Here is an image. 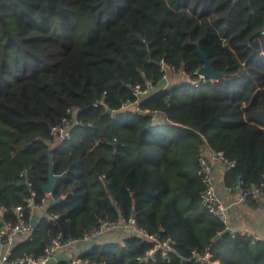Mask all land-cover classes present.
Segmentation results:
<instances>
[{
	"label": "trees",
	"instance_id": "obj_1",
	"mask_svg": "<svg viewBox=\"0 0 264 264\" xmlns=\"http://www.w3.org/2000/svg\"><path fill=\"white\" fill-rule=\"evenodd\" d=\"M200 52L219 77L199 74ZM162 60L178 81L163 82ZM65 121L68 139L54 131ZM206 151L234 162L233 190L264 182V0H0V206L31 227L13 257L133 217L175 242L169 261L124 233L59 264H200L208 249L213 262L264 264L263 241L232 237L203 206ZM51 163L60 179L44 205Z\"/></svg>",
	"mask_w": 264,
	"mask_h": 264
},
{
	"label": "built area",
	"instance_id": "obj_2",
	"mask_svg": "<svg viewBox=\"0 0 264 264\" xmlns=\"http://www.w3.org/2000/svg\"><path fill=\"white\" fill-rule=\"evenodd\" d=\"M161 72L163 73L162 80L168 85L170 75L174 72V67L164 60L160 62ZM153 88L152 82H147L145 88L140 85H136L132 88L133 94L137 99L136 103H124L122 110L129 108H136L138 100H141L149 95L150 90ZM67 128H55V132L59 133L63 139L70 138V127L68 121H65ZM211 156L206 152L202 153L198 159L197 174L203 184V190L200 193V199L203 206L208 212L218 218V220L227 228L230 229L232 237L237 235L248 236L245 232L235 231L231 227V220L229 215V207L221 200L215 178L213 175V160L219 159L225 162L229 168L233 167L234 162H229L225 159L222 152H211ZM232 188H229L231 190ZM243 199L250 198L254 200L262 201L264 204V182L260 186H254L245 190H240ZM52 192H46V197L43 198L42 202L44 205L48 204L52 200ZM32 201H29V206H32ZM8 212V209L0 206V243L7 241V244L11 245L13 241L23 235L31 232L29 222L25 218V212L21 207L13 208L12 212L16 215L17 221H7L4 218V214ZM138 232L141 238L148 242H153V249L146 253L145 257L149 260L156 261L159 258H163L165 261H169V254L175 245V242L166 239L161 240L158 235H150L144 229L138 226L135 218H129L128 220H110L104 221L96 229L86 232L83 236V243H95L101 242L106 236L112 232L121 233H133ZM78 242L72 239L66 241L63 240L61 235H58L52 244L46 249L45 254L42 256L28 255L23 257H13L10 251L3 254L0 264H59L56 259L58 251L66 248H75ZM200 264H206L214 262L212 261V255L209 249L205 255L198 258ZM69 264H80V260L73 258Z\"/></svg>",
	"mask_w": 264,
	"mask_h": 264
},
{
	"label": "crops",
	"instance_id": "obj_3",
	"mask_svg": "<svg viewBox=\"0 0 264 264\" xmlns=\"http://www.w3.org/2000/svg\"><path fill=\"white\" fill-rule=\"evenodd\" d=\"M178 80L173 76L169 78V84L174 83ZM207 154L211 156V152L206 151ZM213 175L215 178V182L217 185V190L221 200L229 207V215L231 220V227L235 231L245 232L249 234L250 237L260 240L264 242V204L262 201L253 200L250 198L243 199L240 189L237 190H229L230 187L227 186L226 183V174L229 170V166L219 160H213ZM44 215V208L42 207H34L32 210V220L39 222V220ZM31 232L27 234H23L17 237L11 245L7 244V241L0 243V261L3 254L7 251L12 252L13 247L19 241L26 239L30 236ZM117 235H120L121 232H115ZM107 237V236H106ZM105 237V238H106ZM102 239L101 242H110L115 241L112 239ZM81 244V248L79 253L86 250L85 243ZM75 248H66L57 252L56 259L60 261H64L70 259L72 254H78L74 250ZM75 258V257H73ZM213 264H221L219 261H215Z\"/></svg>",
	"mask_w": 264,
	"mask_h": 264
},
{
	"label": "water",
	"instance_id": "obj_4",
	"mask_svg": "<svg viewBox=\"0 0 264 264\" xmlns=\"http://www.w3.org/2000/svg\"><path fill=\"white\" fill-rule=\"evenodd\" d=\"M200 53H201L202 59L204 61V66L200 69L199 74L202 75L203 77H208V78H217V77H219L221 74L218 73L214 69L213 61L209 60V58L205 54H203L202 52H200ZM59 179L60 178L58 176L54 175L53 170H52V163H51L50 170H49V181L43 187V191L44 192H52L55 189L56 184H57ZM53 203H56V200H54ZM35 222H36L35 220H32L33 224ZM226 232L230 233V229H227ZM132 235L135 236V237L141 238V235L138 232H136V231H133ZM80 248H81V244H77L76 249L74 251L76 253H79Z\"/></svg>",
	"mask_w": 264,
	"mask_h": 264
},
{
	"label": "rangeland",
	"instance_id": "obj_5",
	"mask_svg": "<svg viewBox=\"0 0 264 264\" xmlns=\"http://www.w3.org/2000/svg\"><path fill=\"white\" fill-rule=\"evenodd\" d=\"M122 234L124 233H121L120 235ZM120 235H117L115 232H112L105 239L118 240Z\"/></svg>",
	"mask_w": 264,
	"mask_h": 264
}]
</instances>
